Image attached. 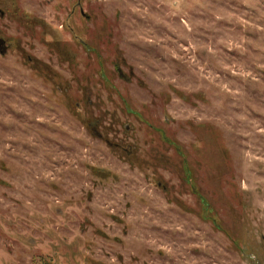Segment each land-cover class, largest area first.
<instances>
[{
    "label": "rangeland",
    "instance_id": "obj_1",
    "mask_svg": "<svg viewBox=\"0 0 264 264\" xmlns=\"http://www.w3.org/2000/svg\"><path fill=\"white\" fill-rule=\"evenodd\" d=\"M0 264H264V0H0Z\"/></svg>",
    "mask_w": 264,
    "mask_h": 264
}]
</instances>
